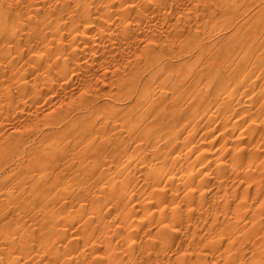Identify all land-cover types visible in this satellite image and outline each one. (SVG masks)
Segmentation results:
<instances>
[{"label":"bare ground","instance_id":"6f19581e","mask_svg":"<svg viewBox=\"0 0 264 264\" xmlns=\"http://www.w3.org/2000/svg\"><path fill=\"white\" fill-rule=\"evenodd\" d=\"M37 131L15 174H4L11 146ZM204 170L220 182L232 173L240 183L259 181L254 171L263 176L264 0H0V255L7 264H87V205L101 235L105 218L128 240L140 228L144 254L147 238L169 235L165 222L181 233L196 224L187 214L197 208L193 192ZM68 181L75 195H51ZM11 192L14 208L40 214L14 240ZM178 192L183 203L175 208ZM256 202L264 208V193ZM249 264H264V250Z\"/></svg>","mask_w":264,"mask_h":264},{"label":"rangeland","instance_id":"374dc122","mask_svg":"<svg viewBox=\"0 0 264 264\" xmlns=\"http://www.w3.org/2000/svg\"><path fill=\"white\" fill-rule=\"evenodd\" d=\"M38 132L39 131L33 132V133L21 134L22 137H20L21 139L18 142L19 144L17 143L11 146L12 148L7 153V157L5 158L3 162V166L1 168V169L4 168L5 170L7 169L6 171L3 172L4 174L6 175L15 174V171H17L19 165L23 162L24 153L28 150V148L31 145H33L36 142L35 141L36 138L40 136V132L39 133ZM17 135H20V134H17ZM34 135L35 137H33ZM24 144L25 146H23ZM22 154L23 156H21ZM205 171L207 170H204V174L201 175V182H198V186L201 185V188L199 190L195 189L193 192V198L195 199V201H197V208L194 207L188 214L186 213L189 216L188 219L196 221V224H194L193 226H189L190 230L188 228L189 231L187 230V233H181L179 232V230H176V228H174L173 225H169L167 222H165L164 223L165 231H167L168 232L167 234L169 235H166L165 237L161 239L156 238L157 240L147 238L146 242L150 249L148 251H145L144 254H142L143 251L139 248L140 242L143 243L142 242L143 240L139 241L140 231H141L140 228H137V226H134V229H131L129 232L131 240H128L127 237H125L124 235L120 233L121 227L116 222L112 223L110 221L111 223H109V219L105 218L104 220L105 232H104V235H101L99 233L100 227L98 224H96L97 222L95 221V214H93V211L90 210L89 206L87 205V242H88L87 243V253H89L87 254V264H146V261H147V264H171V263L173 264H183V263L185 264H231V263L232 264H249V262L251 261L255 263V255L258 254L260 251L264 250V208L260 207L258 205V202H256L255 204V200L257 196L259 197V195L261 196L264 193V191L262 190L264 186V173L262 176V175H259L260 174L259 171H254L253 172L254 177L256 176L257 178H259V181H252L249 178H247V180H243V182L240 183L238 178H235V180L231 178L232 176H234V173H232L231 177L229 178L230 180L221 179L222 181L220 182L218 179L215 180V177H213V174H211L210 171H207V172ZM225 172L228 173L229 170H227L226 168ZM238 172L236 173L237 177L246 173L244 171H238ZM77 179L80 181L81 176L78 177ZM68 182L64 185L57 186L56 189L53 191V193H51V195L57 198H60V199H63V196H71L73 194L75 195L77 193V189L74 188L75 186H73L71 182H69L70 184ZM250 187L252 190L250 189ZM175 195H176V199L174 200L173 205L175 206V208H178L182 206L183 199L181 198V192H178ZM229 195L231 198L229 197ZM10 197L12 199H9ZM17 199H18L17 194L11 192L8 195V200H7L9 204L6 201V204L8 207L6 206V204L4 205L6 206L7 210H9L8 212L12 214V216L10 217V222H9L12 232L10 231V234H8L9 238L11 239H13V237L14 239H17L18 235L23 233L24 230L34 229L35 221L39 220L40 218V214L37 213L38 211H36L35 209H31L30 206H28L27 208L29 209L28 213L25 212V210L14 208L13 205L10 204V201L11 202L16 201ZM208 203H210V205ZM242 203L244 204L245 207L242 206ZM238 204L241 205L243 208L241 207L240 210L234 211V208H233L234 205L236 206ZM229 208H230V211H229ZM251 208L252 209L255 208L254 211ZM256 208H258L257 213H256ZM104 209H106V207L101 208V210H104ZM217 209H218V212L216 211ZM177 211L178 209L176 210V212ZM239 212L241 213L240 215H243V214L244 215L237 216V213ZM219 213L220 215H218ZM255 213L258 216L255 215ZM184 214L185 213L183 212L180 215V217L182 218ZM262 214H263V217H262ZM256 216L257 218L259 216L261 217V218L259 217V221H257L258 219L256 218ZM167 217L168 215H166V218ZM251 217L252 219L253 218L254 219L252 220ZM110 218L114 222L117 220L118 217L117 215L113 216V214H111ZM236 218H239V219L241 218V220L236 221ZM242 218L243 219L245 218L243 222H241ZM226 219L227 220L229 219V221H227ZM212 220L216 222L212 223L213 222ZM230 221L232 222L230 224H233L235 226L234 227L232 225L233 227L229 228L230 230L232 228L233 232L230 231L228 228H226L227 225L225 224V222L229 224ZM223 223L224 225H226V227L223 225ZM211 224H214L213 227ZM237 224H239V226H237ZM144 225L145 223L141 224V226H144ZM219 225L220 227H218ZM252 226H253V229L250 230V227ZM65 228H66L65 233H68L69 227L66 226ZM202 228L203 230H201ZM189 232L190 234H188ZM218 232H220V235ZM226 232H227V235H226ZM235 232L239 236L240 240ZM247 232L248 234L246 235ZM217 233L218 235H216ZM223 235L225 236V240L222 237ZM214 236H217L220 239H218L217 237L213 238ZM240 236H242L243 238L244 237H247V238H244L243 240V238H241ZM209 239H212V240L215 239V241L214 240L208 241ZM216 239H218L219 241ZM135 243H136V246H135ZM228 243L233 246H230ZM212 247L213 248L217 247V248L213 249ZM225 247L226 248L228 247V248L226 249V251L222 252L225 249ZM139 250L141 251L138 252ZM196 251L198 252L196 253ZM201 251H203L204 253H202ZM206 252H208V254ZM159 253L161 255H159ZM224 253L226 254V256ZM181 256L183 259L181 258ZM2 257L3 255H0V264H7L5 258L4 257L2 258ZM169 257H171L170 260H169ZM178 257H180V259L182 260H180ZM210 258H212L213 260ZM224 258L225 259L227 258L226 261H223L225 260ZM18 260L19 258L17 259L15 258V260L12 261L11 264H16L15 262ZM161 260H164V261L162 262ZM180 261L182 262L179 263Z\"/></svg>","mask_w":264,"mask_h":264}]
</instances>
